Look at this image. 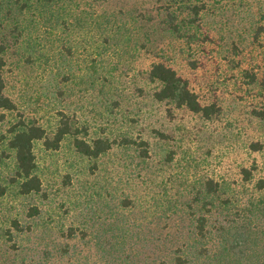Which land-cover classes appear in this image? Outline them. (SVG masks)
<instances>
[{
  "label": "rangeland",
  "instance_id": "rangeland-1",
  "mask_svg": "<svg viewBox=\"0 0 264 264\" xmlns=\"http://www.w3.org/2000/svg\"><path fill=\"white\" fill-rule=\"evenodd\" d=\"M62 2L35 11V22L24 14L26 34L8 37L2 94L16 109L0 108V264H170L187 221L169 219L167 200L187 201L205 177L235 181L234 192L264 178V0H212L189 28L191 12L167 0H72L64 28ZM156 61L186 78L202 104L216 102L218 114L206 120L155 101L147 71ZM60 112L86 129V140L112 146L92 161L71 138L56 150L36 141L41 189L20 194L9 128L22 117L51 133ZM251 164L245 186L240 168Z\"/></svg>",
  "mask_w": 264,
  "mask_h": 264
},
{
  "label": "trees",
  "instance_id": "trees-1",
  "mask_svg": "<svg viewBox=\"0 0 264 264\" xmlns=\"http://www.w3.org/2000/svg\"><path fill=\"white\" fill-rule=\"evenodd\" d=\"M61 0H0V108L12 111L16 109L14 102L2 94L4 87L3 67L5 65L4 54L9 47L8 37H13L14 43L26 34L28 26L22 22V16L26 13L33 14L32 22L36 21L35 11L50 10L59 5ZM72 0H67L59 14L61 22L66 27L69 20L65 16L71 15L67 11ZM212 0H204L201 4L190 0H167L170 8L184 6L191 12L187 21V28L199 19L201 12L207 8ZM57 2V3H56ZM168 24L172 32L178 33L180 26L174 21L170 9L167 11ZM69 18V17H68ZM103 22H108V17L96 22L101 28ZM186 23V22H185ZM56 24V25H57ZM57 25V26H58ZM8 27V29H7ZM68 28V24H67ZM264 30V28H262ZM190 34V35H189ZM188 36H197L188 33ZM249 83L256 77L252 72L244 74ZM149 81L156 83L158 87L153 91L152 97L157 102H164L171 108L186 109L193 114H200L206 120L212 119L218 114L219 108L216 102L202 104L198 94L190 87L186 78L180 75L176 69L163 61L152 62L148 71ZM56 125L51 133L38 123L26 122L22 117L9 128L10 137L7 140V148L12 152L15 162V176L20 194L28 195L37 193L41 189V180L37 174V163L34 154V143L41 141L47 150H56L66 138H71L75 151L88 160L95 161L101 155L110 150L112 141L98 137L85 139L86 129L74 124L72 119L60 112ZM163 136L162 133H159ZM165 136V135H164ZM141 156L147 157L146 142L139 141ZM252 151H259L257 143L250 145ZM255 165L240 168L241 184L246 186L252 182ZM199 188L187 201L180 203L167 200L163 211L171 216H177L186 227L179 225L180 232L185 233V242L178 247L170 257V264H264V197H252V189L263 191L264 178H257L250 191L246 187L242 192H234L235 181L224 177L216 179L205 177L199 181ZM6 193V187L0 182V198ZM246 196H245V195ZM123 199V204L127 203ZM181 206H185L181 208ZM181 208V209H180ZM185 210V211H183ZM37 213L36 208L31 209L30 215ZM17 231L22 230L19 224L13 222ZM72 231L69 232L72 236ZM258 262L252 261V258Z\"/></svg>",
  "mask_w": 264,
  "mask_h": 264
}]
</instances>
